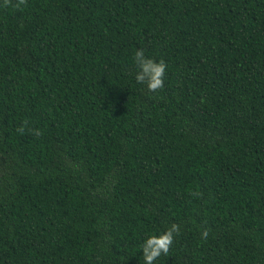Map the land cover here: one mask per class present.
Instances as JSON below:
<instances>
[{"label": "trees", "instance_id": "trees-1", "mask_svg": "<svg viewBox=\"0 0 264 264\" xmlns=\"http://www.w3.org/2000/svg\"><path fill=\"white\" fill-rule=\"evenodd\" d=\"M173 223L154 264H264V0L0 6V264H143Z\"/></svg>", "mask_w": 264, "mask_h": 264}, {"label": "clouds", "instance_id": "clouds-1", "mask_svg": "<svg viewBox=\"0 0 264 264\" xmlns=\"http://www.w3.org/2000/svg\"><path fill=\"white\" fill-rule=\"evenodd\" d=\"M27 0H0V6L5 8L21 9L26 6ZM134 62L138 69L135 75V81L138 84L145 85L148 92L157 93L164 87V76L166 73L167 65L163 60L159 62L147 58L142 50H137L134 55ZM28 127V122L25 121L24 125L17 128V132L21 135L24 134L25 129ZM32 134L39 137L41 132L37 129H31ZM194 198H199V192H191ZM180 234L179 226L173 223L166 231L160 235H152L148 237L141 245V252L143 253L141 260L143 264H154V262L161 256H167L170 248L174 242V237ZM208 231L202 232V238L208 237Z\"/></svg>", "mask_w": 264, "mask_h": 264}]
</instances>
